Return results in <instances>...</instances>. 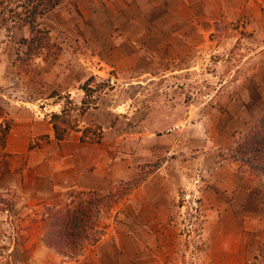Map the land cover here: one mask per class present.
Segmentation results:
<instances>
[{"label": "rangeland", "instance_id": "1", "mask_svg": "<svg viewBox=\"0 0 264 264\" xmlns=\"http://www.w3.org/2000/svg\"><path fill=\"white\" fill-rule=\"evenodd\" d=\"M4 17L0 264H264V176L232 157L264 116V0H69L36 21L49 55ZM98 199L78 249L45 245L48 209Z\"/></svg>", "mask_w": 264, "mask_h": 264}, {"label": "trees", "instance_id": "2", "mask_svg": "<svg viewBox=\"0 0 264 264\" xmlns=\"http://www.w3.org/2000/svg\"><path fill=\"white\" fill-rule=\"evenodd\" d=\"M67 1L69 0H21L15 8L20 9L19 12L7 6L6 3L0 2V18H3L6 13L10 14L7 18L1 19V22L5 23L8 19L12 23L20 21V25L27 26L29 30L30 37L22 40L23 43L30 46L29 55L39 54L41 51L49 55L54 46L49 40L48 32L39 29L36 21L39 17ZM88 89V82H86L81 88L84 98L90 92ZM84 98L80 106L71 103L69 108L51 116L50 124L56 140L60 141L67 130L77 129L78 126L71 120L70 113L74 111H78L80 114L85 113L87 109ZM0 132V146H4L9 125L1 126L0 124ZM232 155L234 159L264 176V116L257 120L245 133L243 140L235 145ZM101 202L99 199L84 200L78 202L74 209L61 207L54 212L52 209H48L47 228L43 236L45 245L62 253L63 251L74 252L75 249H78L87 239L86 235L92 230V214L97 212L95 210Z\"/></svg>", "mask_w": 264, "mask_h": 264}]
</instances>
